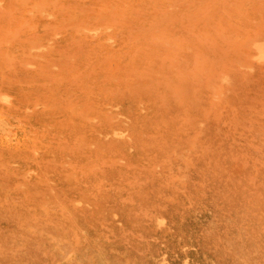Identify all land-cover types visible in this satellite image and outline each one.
<instances>
[{"label": "rangeland", "instance_id": "rangeland-1", "mask_svg": "<svg viewBox=\"0 0 264 264\" xmlns=\"http://www.w3.org/2000/svg\"><path fill=\"white\" fill-rule=\"evenodd\" d=\"M0 70V90L4 91H0V160L6 158L8 163L0 161V180L4 177L6 181L12 180L15 176L21 179L15 183L3 181L6 182L4 187L0 181V214L8 210L7 217L4 213L0 215V225L4 227L2 230L0 227V240L6 239L0 245L11 247V250L0 247V264H113V258L114 264H148L149 260H153L149 264H264V0H0ZM19 90L25 91H20L22 97ZM10 104L18 111L12 110L15 107ZM41 107H44L43 112L37 110ZM28 111L32 114H27ZM58 118H62L63 123L60 124ZM19 120L24 124H19ZM72 130L81 137L85 135L86 141L79 140L86 145L89 139L90 142L95 139L89 143L93 149L89 150V146L76 139L82 144L79 152L74 139L80 136L74 137ZM87 132L95 138L91 139ZM39 133L50 141L57 139V142L53 144L55 140L47 141ZM50 144L60 146L56 149H60L61 155ZM82 146L89 149L83 150ZM5 147L12 150L6 149V153ZM26 149L27 153L30 151L26 155L28 158L24 155ZM20 151L19 158L15 154ZM30 153L34 155L30 157ZM40 155L41 162L49 160L51 167L53 163L59 166L49 169L45 163L46 169L37 159ZM87 156L91 159L85 160ZM132 163L139 166H129ZM77 164L80 168H76ZM93 165H97L96 170ZM70 167L71 171L67 172ZM15 168L20 169L17 170L19 174ZM60 170L63 171L61 175ZM30 177H35L32 179L35 182ZM25 179L32 182L31 185H24L28 182ZM10 182L14 185L11 188ZM59 182L61 189L68 185L70 188L85 185L83 190L87 189L85 194L89 197L84 192L79 195L81 188L76 190L68 186L64 192L57 191ZM93 182H97L96 187ZM38 184H43L45 189L47 184L50 185L49 191L41 193L43 190ZM93 186L99 188L97 193ZM22 187L23 191L27 187L23 194L22 190L18 191ZM29 187H34V191ZM38 188L42 191L35 190ZM74 190L76 195L69 193ZM54 191L57 200L53 197ZM15 192L18 194L14 195ZM33 192L35 194L30 196H36V200L40 197L42 206L41 201L29 196ZM20 193L24 197H19ZM63 193L68 194L67 198L71 196L70 200ZM25 194L35 203L31 201L30 206L27 205ZM42 194L44 198L41 199ZM90 195L95 204L89 199ZM77 196L82 198L81 201ZM45 198L49 202H44ZM8 200L11 206L14 204L13 208H7L11 207ZM53 200L56 202L52 203ZM3 201L7 205L2 204ZM36 202L43 209L40 214L36 213L40 209ZM98 202L102 207L104 205L103 211L99 210ZM70 203L76 207H71ZM15 206L25 210L17 211ZM27 206L34 208L28 210H34L33 213L27 211ZM58 207L70 211L61 213ZM57 210L61 213L59 216ZM82 210H86L85 215ZM149 211L150 217L153 214V222L146 216ZM11 212H15L17 218ZM43 212H46L45 216L47 214L45 218ZM92 212L96 217L98 215V221L92 220ZM31 214L33 218L29 219ZM66 215L71 217L70 222L82 220L84 223L91 219L93 227L81 221L71 224ZM99 218L105 219L107 224L104 222L103 226ZM209 219L212 220L210 223ZM94 221H97V227ZM77 224L85 226L79 229ZM98 225L105 228L101 230ZM86 235L90 239H85ZM96 241L102 244L98 245ZM52 242H56V246ZM115 242H126L134 254L124 244ZM209 243L212 247L207 245ZM59 247L64 252L58 250ZM83 248L84 253L81 252Z\"/></svg>", "mask_w": 264, "mask_h": 264}, {"label": "bare ground", "instance_id": "bare-ground-1", "mask_svg": "<svg viewBox=\"0 0 264 264\" xmlns=\"http://www.w3.org/2000/svg\"><path fill=\"white\" fill-rule=\"evenodd\" d=\"M11 8H12V7H11ZM12 11H13V10H12ZM49 16H50V15H49ZM116 20H117V19H116ZM112 22L114 23V21H112ZM123 22H124V21H123ZM116 23H117V22H116ZM118 23H119V22H118ZM114 24H115V23H114ZM140 30H141V29H140ZM140 30H139V31H140ZM150 31H151V30H150ZM177 61H178V60H177ZM0 71H1V70H0ZM3 71H5V69H4ZM1 72H2V71H1ZM1 72H0V74H1ZM7 73H8V72H6L5 74H7ZM3 74H4V72H3ZM3 74H2L3 77H6V76H7V75L5 76V75H3ZM8 75L10 76L11 74L8 73ZM1 78H2V77H1ZM1 78H0V79H1ZM208 78H209V77H208ZM9 79H10V77H9ZM7 80H8V79H7ZM8 81H9V80H8ZM10 81H11V79H10ZM0 82H1V81H0ZM3 82L6 84L5 80H3ZM12 82H14V81H12ZM23 83H25V82H23ZM5 84H4V85H5ZM18 84H19V82H18ZM7 85H8V84H7ZM12 85H13V84H12ZM12 85H11V86H12ZM0 86H1V85H0ZM21 87H22V86H21ZM85 87H86V86H85ZM2 88H3V87H2ZM2 88H1V89H2ZM4 88H5V87H4ZM11 88H12V87H11ZM28 90H29V89H28ZM0 91H1V90H0ZM15 91H16V90H15ZM20 91H21V90H19V95L21 96V92H22L23 90H22L21 92H20ZM25 91H27V89H26ZM25 91H23V93H24ZM1 92H2V91H1ZM3 92H4V91H3ZM3 92H2V93H3ZM17 94H18V93H17ZM8 95H10V94H8ZM11 95H12V94H11ZM15 95H16V94H15ZM15 95H14V97H15ZM23 95H24V94H23ZM4 96H5V95H4ZM20 96H17V97L20 98ZM8 97H10V96H8ZM14 97H13V98H14ZM17 97H16L15 100H18V101H19L20 99H17ZM21 97H22V96H21ZM2 98H4V97H2ZM5 98H6V97H5ZM73 98H74V97H73ZM8 99H9V98H8ZM11 99H12V98H11ZM11 99H10V100H11ZM21 99H22V98H21ZM13 100H14V99H13ZM11 101H12V100H11ZM21 101H22V103L24 102L23 100H21ZM36 101L38 102V100H36ZM12 102H13V101H12ZM72 102H75V99H74V101H72ZM1 103H2V102H1ZM17 103H20V101L17 102ZM22 103H21V104H22ZM33 103H34V102H32L31 104H33ZM41 103H42V102H41ZM44 103H45V102H44ZM5 104H6V103H5ZM15 104H16V103H15ZM73 104H74V103H73ZM73 104H71V105H73ZM2 105H4V104H2ZM6 105H7V104H6ZM6 105H5V106H6ZM10 105L12 106L13 104H10ZM16 105H17V104H16ZM18 105H19V104H18ZM54 105H55V104H53V106H54ZM56 105H57V104H56ZM59 105H61V104H59ZM0 106H1V105H0ZM21 106H22V105H21ZM21 106H19V107H21ZM32 106H33V105H32ZM48 106H49V105H47V107H48ZM12 107H15V106H12ZM23 107H24V106H23ZM23 107H22V108H23ZM44 107H45V106H44ZM44 107H41V109L39 108V109H37V110H42ZM63 107H64V106H63ZM63 107H62V108H63ZM7 108H8V107H7ZM10 108H11V107H10ZM24 108H25V107H24ZM33 108H34V106H33ZM45 108H46V107H45ZM53 108H55V107H53ZM76 108H77V107H76ZM2 109H5V108L2 107ZM2 109H1V111H2ZM11 109H12V108H11ZM29 109H30V108H29ZM34 109H35V108H34ZM63 109H64V108H63ZM65 109H66V108H65ZM12 110H17V111H18V109H17L16 107H15V109H12ZM22 110H23V109H22ZM43 110H44V109H43ZM43 110H42L41 112H43ZM57 110H58V109H57ZM57 110H56V112H57ZM66 110H67V109H66ZM76 110H77V109H76ZM5 111H6V110H5ZM20 111H21V110H19V112H20ZM58 111H59V110H58ZM74 111H75V110H74ZM21 112H22V111H21ZM28 112H29V111H28ZM30 112H31V111H30ZM30 112L27 113V114H32V113H30ZM35 112H36V111H35ZM46 112H47V110H46ZM51 112H52V111H51ZM1 113H2V112H1ZM13 113L15 114V111H14ZM44 113H45V112H44ZM72 113H73V112H72ZM20 114H21V113H20ZM22 114H23V113H22ZM24 114H25V112H24ZM47 114H48V113H47ZM47 114H44V115H47ZM51 114H52V113H51ZM59 114H62V112H61V113L59 112ZM68 114H69V113H68ZM10 115H11V114H10ZM10 115H9V116H10ZM33 115H34V114H33ZM53 115H54V114H53ZM74 115H76V114L74 113ZM77 115H78V114H77ZM18 116H19V115H18ZM21 116L23 117V115H21ZM54 116H55V115H54ZM91 116H93V115H91ZM0 117H1V116H0ZM14 117H15L14 119H16L17 115H15ZM38 117H39V116H38ZM38 117H37V118H38ZM67 117H68V116H67ZM67 117H66V118H67ZM71 117L73 118L74 116H71ZM25 118H26V117H25ZM27 118H28V117H27ZM27 118H26V120L28 121ZM63 118H65V117H63ZM69 118H70V117H69ZM74 118H77V116L74 117ZM79 118H81V116L78 117L77 119H79ZM6 119H7V118H6ZM12 119H13V118H12ZM34 119L36 120L35 117H34ZM38 119H40V118H38ZM38 119H37V120H38ZM41 119H42V118H41ZM53 119H54V118H53ZM61 119H62V118H61ZM61 119L58 118L60 124H61V122H62V121H60ZM23 120H25L24 117H23ZM35 120H34V121H35ZM40 121H41V120H40ZM76 121L79 122V120H76ZM9 122H10V121H9ZM18 122H19V124H20V122H23V121L19 120ZM38 122H39V121H38ZM38 122H37V123H38ZM44 122H45V121H44ZM64 122H66V120H64ZM10 123H11V122H10ZM14 123H15V122H14ZM14 123H13V124H14ZM42 123H43V122H42ZM54 123H56V122H54ZM62 123H63V122H62ZM23 124H24V122H23ZM50 124L54 125L53 123H50ZM66 124L68 125V123H66ZM70 124H71V123H70ZM78 124H79V123H77V126H78ZM57 125H58V124H57ZM57 125H56V126H57ZM64 125H65V123H64ZM64 125H62V126H64ZM27 126H28V125H27ZM36 126H37V125H36ZM58 126H59V125H58ZM62 126H59V127H62ZM71 126H72V125H71ZM33 127H34V126H33ZM40 127H41V126H40ZM42 127H43V126H42ZM64 127H65V126H64ZM64 127H62V128H64ZM66 127H67V126H66ZM68 127H69V126H68ZM68 127H67V128H68ZM73 127L76 128L75 126H73ZM73 127H72V128H73ZM30 128H31V126H30ZM116 128H117V127H116ZM15 129H16V128H15ZM35 129H36V128H35ZM58 129H59V128H58ZM68 129H69V128H68ZM70 129H71V127H70ZM27 130H28V129H27ZM45 130H47V127H46ZM60 130H61V129H59V131H60ZM96 130H97V129H96ZM29 131H31V130L29 129ZM35 131H37V130H35ZM40 131H41V130H40ZM90 131H91V130H90ZM42 132H44V131H43V128H42ZM65 132H66V131H64V133H65ZM72 132H73V130H72ZM74 132H75V131H74ZM74 132H73V134H74ZM45 133H46V131H45ZM47 133H48V132H47ZM50 133H51V132H50ZM52 133H53V131H52ZM52 133H51V134H52ZM66 133L68 134V133H71V132L68 131V132H66ZM66 133H65V134H66ZM137 133H138V132H137ZM24 134H25V133H24ZM37 134H38V133H37ZM40 134H42V133H39V135H40ZM48 134H49V133H48ZM48 134H47V135H48ZM65 134H64V135H65ZM73 134H72V135H73ZM80 134H81V133H80ZM86 134H88V136H89V132H87ZM91 134H93V133H91ZM4 135H5V134H4ZM13 135H15V134H13ZM27 135H28V134H27ZM27 135H26V136H27ZM49 135H50V134H49ZM72 135H71V137H72ZM77 135H78V134H77ZM77 135L74 134V137H76ZM81 135H84V134H81ZM0 136H1V135H0ZM6 136H7V135H6ZM40 136H41V135H40ZM42 136H43V134H42ZM52 136H54V133H53ZM52 136L50 135V137H52ZM58 136H59V135H58ZM68 136H69V135H68ZM79 136H80V135H78V137H79ZM92 136L95 138L94 135H92ZM97 136H98V135H97ZM97 136H96V137H97ZM43 137H45V136H43ZM62 137H63V136H62ZM84 137H85V135H84ZM84 137H81V136H80L79 138L76 137L74 140H76V139L79 140L80 138H83V139H81V140H84ZM89 137L91 138V135H90ZM93 137H92L91 139H94ZM98 137H99V136H98ZM31 138H32V137H31ZM45 138H46V137H45ZM64 138H65V136L63 137V139H64ZM72 138H73V137H72ZM86 138L88 139V137H86ZM137 138H138V137H137ZM32 139H33V138H32ZM39 139H40V138H39ZM46 139H47V141H48V140L50 141V138H49V139L46 138ZM52 139H54V138H52ZM52 139H51V140H52ZM66 139H67V138H66ZM98 139H100V138H98ZM98 139H97V140H98ZM54 140H55V142H53ZM54 140H52V141H50V142H53V144L56 143V142H57V139H54ZM81 140H79V141H81ZM94 140H95V139H94ZM94 140H93V141H94ZM100 140H101V139H100ZM136 140H137V139H136ZM8 141H9V140H8ZM64 141H65V139H64ZM69 141H71L70 138H69ZM79 141H78V142H79ZM84 141H86V139H85ZM93 141L91 140V142H90V139H89V143H93ZM98 141H99V140H98ZM18 142H19V141H18ZM36 142H37V140H36ZM39 142H40V141H39ZM50 142H48V144H49ZM60 142H61V141H59V143H60ZM67 142H68V141H67ZM75 142L77 143V140L74 141V143H75ZM81 142H82V144L84 143V145H86L85 142H83V141H81ZM87 142H88V140H87ZM25 143H26V142H25ZM34 143H35V142H34ZM45 143H47V142L45 141ZM59 143H58V145H59ZM71 143H73V142H71ZM79 143H80V142H79ZM89 143H87L88 145H86V146H89ZM101 143H102V142H101ZM22 144H23V142H22ZM53 144H50V145H53ZM66 144L69 145V147H68V145H67V149L70 151V150H71V147H70L69 142L66 143ZM66 144H64V147H65ZM82 144H81V143H80V144L77 143L79 149L81 148V145H82ZM98 144H100V143L97 142V145H98ZM0 145H1V144H0ZM32 145H33V144H32ZM45 145H46V144H45ZM50 145H49V146H50ZM60 145H61V143H60ZM62 145H63V143H62ZM75 145H76V144H74L73 146H75ZM77 145H76L75 147H77ZM84 145H83V146H84ZM103 145H104V144H103ZM30 146H31V145H30ZM34 146H35V145H34ZM34 146H33V147H34ZM53 146H55V148H53V149H56V148L60 147V146L57 147V145H53ZM73 146H72V147H73ZM83 146H82V149H83V150H86V149L83 148ZM86 146H85V148H88V147H86ZM98 146H99V145H98ZM101 146H102V145H100L99 147L101 148ZM27 147L29 148V146H27ZM27 147H26V148H27ZM47 147H48V145H47ZM78 147H77V148H78ZM93 147H94V146H93ZM93 147H90V146H89L90 149H89V148H88V149L91 150V149H93ZM103 147H105V146H103ZM0 148H1V146H0ZM30 148H32V146H31ZM51 148H52V147H51ZM65 148H66V147H65ZM97 148H98V147L96 146V149H97ZM6 149H7V148L5 147V149H4L5 152H6ZM8 149H11V148H8ZM8 149H7V150H8ZM16 149H18V148H16ZM36 149H37V148H36ZM44 149H45V148H44ZM44 149H42V150H44ZM79 149H78V150H79ZM88 149H87V150H88ZM98 149H99V148H98ZM101 149H102V148H101ZM11 150H12V149H11ZM11 150H9V151H11ZM13 150L15 151V149H13ZM22 150H23V149H22ZM28 150H29V149H28ZM34 150H35V147H34ZM56 150L59 152L60 149H59V150L56 149ZM56 150H55V151H56ZM78 150H77V151H78ZM87 150H86V151H87ZM2 151H3V149H2ZM35 151H36V150H35ZM35 151H34V152H35ZM51 151H52V150H51ZM53 151H54V150H53ZM55 151H54V152H55ZM63 151H64V150H63ZM66 151H67V150H66ZM11 152H12V151H11ZM16 152H17V151H16ZM16 152H15V153H16ZM21 152H22V151L18 152V154H15V155H19V158H20V154H19V153H21ZM23 152H24V151H23ZM25 152L27 153V149H26ZM29 152H30V151H28V153H29ZM31 152H32V151H31ZM43 152H44V151H43ZM61 152H62V151H61ZM64 152H65V151H64ZM79 152H81V149L79 150ZM79 152H77V153L79 154ZM82 152H83V151H82ZM95 152H97V151L95 150ZM1 153H2V152H1ZM6 153H7V152H6ZM12 153H14V152H12ZM28 153H27V154L22 153V154H24L25 157H26V155H28ZM40 153H41V152H40ZM62 153H63V152H62ZM65 153H66V152H65ZM67 153H69V152H67ZM71 153H72V152H71ZM77 153H76V154H77ZM84 153H85V152H84ZM90 153H92V152H90ZM9 154H11V153H9ZM9 154H8V155H9ZM32 154L34 155V153H30V155H31L30 157H32ZM35 154H36V153H35ZM44 154H45V152L43 153V156H44ZM46 154H47V153H46ZM56 154H57V153H56ZM58 154L61 155L60 152H59ZM58 154H57V155H58ZM72 154H73V153H72ZM74 154H75V153H74ZM76 154H75V155H76ZM78 154H77V155H78ZM80 154H81V153H80ZM82 154H83V153H82ZM86 154H87V155H90V154H88V153H86ZM0 155H1V154H0ZM5 155H6V154H5ZM5 155H4V156H5ZM8 155H6V156H8ZM11 155H13V154H11ZM15 155H13V157H15ZM62 155H63V154H62ZM67 155H68V154H67ZM93 155H94V154H93ZM115 155H116V154H115ZM115 155H114V156H115ZM22 156H23V155H22ZM37 156H38V155H37ZM40 156H41V155H40ZM49 156H50V155H49ZM58 156H59V155H58ZM63 156H65V155H63ZM71 156H72V155H71ZM80 156H83V155H78V157H80ZM98 156H99V153H98ZM98 156H96V158H97ZM186 156H187V155H186ZM0 157H2V155H1ZM13 157H11V158H13ZM60 157H61V156H60ZM73 157H74V156H73ZM87 157H88V156H87ZM89 157H92V155H90ZM89 157H88V158H89ZM94 157H95V156H94ZM94 157H93V158H94ZM101 157H102V156H101ZM3 158H4V157H3ZM7 158H8V157H7ZM26 158H28V156H27ZM26 158H23V159L25 160ZM45 158H46V157H45ZM50 158H51V157H50ZM56 158H59V157H56ZM75 158H77V157H75ZM75 158H74V162L76 163ZM83 158H84V157H83ZM88 158L86 159V157H85V160H90V159H91V158H89V159H88ZM98 158H99V157H98ZM130 158H131V157H130ZM130 158H129V159H130ZM5 159H6V158H5ZM5 159H4V160H5ZM9 159H10V157H9ZM21 159H22V158H21ZM34 159H35V158H34ZM37 159H38V161L40 160L39 162H41V159L43 160L42 156H41L40 159H39V158H37ZM47 159H48V157H47ZM60 159H62V158H60ZM60 159H59V160H60ZM63 159H65V158H63ZM71 159H72V157H71V158H68V161L70 162ZM101 159H102V158H101ZM1 160L4 161L2 158H1ZM1 160H0V161H1ZM14 160H15V159H14ZM14 160H13V161H14ZM17 160H18V159H17ZM24 160H23V162H24ZM28 160H31V159H28ZM78 160H80V159H78ZM81 160H82V162H83L84 159H81ZM98 160L100 161V159H98ZM6 161H7V160H5L4 162L7 163ZM9 161H10V160H9ZM18 161H19V160H18ZM25 161H26V160H25ZM33 161H34V160H33ZM46 161H47V162H45V163H47V165H48V162H50V161H49V160H46ZM64 161H65V160H64ZM68 161H67V163H68ZM72 161H73V160H72ZM95 161H96V159H95ZM99 161H98V162H99ZM110 161H111V160H110ZM112 161H115V160L112 159ZM129 161H130V160H129ZM14 162H15V161H14ZM29 162H30V161H29ZM35 162H36V161H35ZM39 162H38V163H39ZM53 162H54V161H53ZM57 162H60V161H56L55 163H57ZM77 162H78V161H77ZM84 162H86V161H84ZM98 162H96V163H98ZM100 162H101V161H100ZM41 163H44V161H42ZM45 163H44V167H46V169H47L48 166H50V165L46 166ZM67 163H65V164H67ZM72 163H73V162H72ZM75 163L73 164V166L75 165ZM78 163H79V162H78ZM111 163H112V162H111ZM114 163H115V162H114ZM139 163H140V161H139ZM7 164H8V163H7ZM32 164H33V163H32ZM35 164H36V163H35ZM50 164H51V162H50ZM68 164L71 165L70 163H68ZM84 164H85V163H84ZM88 164H91V163H88ZM99 164H100V163H99ZM101 164H102V163H101ZM133 164H135V163H132V165H129V166H134ZM5 165H6V164H5ZM33 165H34V164H33ZM57 165L59 166L58 163H57ZM57 165L54 166V163H53V167L50 166L49 169H51V168L53 169L54 167H55V169H56V168H57V167H56ZM61 165H62V163H61ZM112 165H113V164H112ZM135 165H136V164H135ZM8 166H9V165H8ZM8 166H7V168H9ZM20 166H21V165H20ZM30 166H31V165H30ZM39 166H40V165H39ZM42 166H43V165H41V167H42ZM81 166H82V165H81ZM93 166H94V168H95V166H97V165H93ZM98 166H99L98 168H100V165H98ZM136 166H139V165L137 164ZM136 166H134V167H136ZM11 167H12V166H11ZM14 167H16V166L14 165ZM35 167H38V165L36 164ZM35 167H34V169H35ZM41 167H39V168H41ZM63 167L66 168L65 165H63ZM63 167H60V169H61V168L63 169ZM78 167H79V166H78V164H77V165H76V168H78ZM86 167H87V166H86ZM91 167H92V166H91ZM112 167H114V165H113ZM0 168H1V167H0ZM4 168H5V167H4ZM4 168H3V169H4ZM17 168H18V167H17ZM19 168L21 169V167H19ZM68 168H69V167H68ZM79 168H80V167H79ZM88 168H89V170H92L90 167H88ZM88 168H87V169H88ZM92 168H93V167H92ZM94 168H93V170H94ZM98 168H97V169H98ZM3 169H2V170H3ZM15 169H16V168H15ZM20 169H16V171H17V170H20ZM42 169H43V167H42ZM42 169H41V170H42ZM55 169H54V171L52 170L53 173L56 171ZM72 169H73V167H72ZM82 169H83V168H82ZM133 169H135V168H132V170H133ZM5 170H6V169H5ZM44 170H45V168H44ZM58 170H59V168H58ZM58 170H57V171H58ZM95 170H96V168H95ZM3 171H4V170H3ZM3 171H2V172H3ZM32 171H34V170H32ZM39 171H40V170H39ZM49 171H51V170H48V172H49ZM70 171H71V167H70L69 171H67V172H70ZM78 171L80 172L79 169H78ZM83 171H84V169H83ZM85 171H86V169H85ZM97 171H98V170H97ZM2 172H1V173H2ZM7 172H8V170H7ZM11 172H12V169H11ZM18 172H20V171H17V173H18ZM42 172H43V171H42ZM61 172H62V174H63V171L60 170V172H58V173H60L59 175H61ZM64 172H66V171H64ZM87 172H88V171H87ZM92 172H94V171H92ZM92 172H91V173H92ZM4 173H5V171L3 172V174H4ZM22 173H23V172H22ZM40 173H41V172H40ZM81 173H84V172H81ZM81 173H80V175H81ZM85 173H86V172H85ZM91 173H89V174H91ZM6 174H7V173H6ZM15 174H16V173H15ZM18 174H19V173H18ZM37 174H39L38 171H37ZM41 174H44V173H41ZM54 174H55V173H54ZM56 174H57V172H56ZM56 174H55V175H56ZM64 174H66V176H70V175H67V173H64ZM8 175H9V179H10V173H9V172H8ZM8 175H7V176H8ZM12 175H13V174H12ZM25 175H27V174H25ZM80 175H78V176H80ZM83 175H84V174H83ZM86 175H87V173H86ZM86 175H84V177H86ZM0 176H1V175H0ZM3 176H4V175H2V177H3ZM7 176H6V177H7ZM13 176H14V175H13ZM13 176H12V177H13ZM28 176H29V175H28ZM33 176H34V173H33ZM41 176H42V175H41ZM45 176H46V175H44L43 177H45ZM50 176H51V173H50ZM52 176H54V175H52ZM56 176H57V175H56ZM63 176H64V175H63ZM76 176H77V175H76ZM87 176H89V175H87ZM12 177H11V179H12ZM58 177H60V176H58ZM89 177H90V176H89ZM7 178H8V177H7ZM39 178H40V177H39ZM46 178H47V177H46ZM61 178H63V177H61ZM4 179H5V177H4ZM4 179H1L2 182H3V181H6V180H4ZM15 179H16V180H15ZM15 179H12V180H8V179H7V180H8V181H13V182L15 183V182H17V180H18L16 176H15ZM30 179H31V180H32V179H35V177H34V178H33V177H32V178L30 177ZM36 179H37V178H36ZM42 179L46 180L45 178H42ZM49 179H50V178H49ZM52 179H53V178H52ZM52 179H51V180H52ZM57 179H58V178H57ZM85 179H86V178H85ZM87 179H88V178H87ZM89 179H90V178H89ZM1 180H0V181H1ZM14 180H15V181H14ZM19 180H21V179L19 178ZM19 180H18V181H19ZM23 180H24V179H23ZM25 180L28 181V179H25ZM44 180H41V181H44ZM53 180L56 181V178L53 179ZM58 180H59V179H58ZM65 180H66V179H65ZM81 180H82V179H81ZM83 180H84V178H83ZM90 180H91V179H90ZM159 180H160V179H159ZM161 180H162V179H161ZM8 181H6V182H8ZM32 181H33V180H32ZM60 181H61V180H60ZM66 181H68V182H66V183H70L69 180H66ZM86 181H88V180H86ZM86 181H85V182H86ZM6 182H5V183L3 182L2 185H1V187H2V186L4 187L5 184H6ZM22 182H24V181H22ZM33 182H35V181H33ZM36 182H37V181H36ZM63 182H65V181H62V183H63ZM82 182H84V181H82ZM85 182H84V184H85ZM88 182H89V181H88ZM88 182H86V183H87V185L90 186V184H88ZM90 182H91V181H90ZM90 182H89V183H90ZM0 183H1V182H0ZM8 183H9V182H8ZM8 183H7V184H8ZM27 183H29V181L26 182V183H24V185H26ZM30 183H32V182H30ZM30 183H29V185H31ZM50 183H51V182H50ZM78 183H80V181H79ZM96 183H97V182H96ZM96 183L93 182V184H95V185H94L95 187L97 186ZM12 184H13V183H12ZM34 184H35V183H34ZM57 184H58V182H57ZM57 184H55V185L58 186ZM59 184H60V185L58 186L59 188L57 187V188H58L57 191L62 190V192H64V190H66V188L69 186L68 184H67L68 186H66V187H65V185H64L65 188L61 189V188H62V187H61V182H59ZM15 185H17V184H15ZM21 185H22V184H21ZM27 185H28V184H27ZM29 185H28V186H29ZM38 185H39V184H38ZM50 185H52V183H51ZM50 185L47 184V187L50 186ZM71 185H72V184H71ZM8 186H9V185H8ZM11 186H14V185H11V182H10V188H11ZM32 186H34V185H32ZM39 186H40V185H39ZM45 186H46V184H45ZM56 186H55V189H57ZM62 186H63V184H62ZM81 186H82V184H81ZM84 186H85V185H83V187H84ZM94 186H93V187H94ZM40 187H42V190H43V191L40 190L39 188H38V189H35V190H40V191H42L41 193H43V192L45 193L44 190L47 191V190L49 189V188L47 189V187H46V189H45V187H43V184H42V186H40ZM53 187H54V186H53ZM71 187H72V186H71ZM83 187L81 188V187H78V186H77L78 189L81 188V190H82V191H80V194L78 193L79 195H82V194H83L82 192H84V194H85V191H86L87 189H84V190H83ZM95 187L93 188V191H96V193H97V192L99 191V190H98L99 188H95ZM29 188H30V187H29ZM33 188H34V187H33ZM33 188H30V189H33ZM36 188H37V187H36ZM43 188H44V189H43ZM69 188H70V186H69ZM77 188H74V187H73V188H70V189H76V190H77ZM86 188H88V187H86ZM91 188H92V183H91ZM23 189H24V188L22 187V189H18V191H19V190H22V194H23V192L27 189V187H25V190H24V191H23ZM59 189H60V190H59ZM67 189H68V188H67ZM94 189H95V190H94ZM96 189H97V190H96ZM0 190H2V189H0ZM9 190H10V189H9ZM9 190H7V191H9ZM14 190H15V189H14ZM16 190H17V189H16ZM16 190H15V191H16ZM53 190H54V188H53ZM53 190H52V191H53ZM76 190H74V191H72V192H69V191H70V190H69L68 192H69V193H72V194H73V193L75 194ZM88 190H89V189H88ZM5 191H6V189H5ZM27 191H28V190H27ZM27 191H26V192H27ZM29 191H30V190H29ZM33 191H34V189H33ZM40 191H38V193H39ZM48 191H49V190H48ZM78 191H79V190H78ZM89 191H90V193H92V190H89ZM1 192H2V191H1ZM10 192H13V191H10ZM31 192H32V191H31ZM60 192H61V191H60ZM3 193L5 194V192H3ZM16 193H17V192H15L14 195H17V194H18V193H17V194H16ZM24 193H25V192H24ZM28 193H29V192H28ZM28 193H27V194H28ZM48 193L51 194L50 192H48ZM48 193H47V194H48ZM56 193H58V192H56ZM90 193H88V194H90ZM93 193H94V192H93ZM93 193H92V194H93ZM96 193L93 194V195H95V197H97V196H96ZM7 194H8V193H7ZM22 194L20 193V196H19V195H18V196H19V197H21V196L24 197V195H22ZM32 194H35V192L29 194V196L32 195ZM36 194H37V193H36ZM52 194H54V196H53V195H52V196L55 197V195H56V194H55V191L52 192ZM72 194H70V195H72ZM105 194H107V193H105ZM108 194H109V193H108ZM12 195H13V194H12ZM43 195H44V194L40 195V196H41V199L44 198ZM60 195H61V194H60ZM62 195H64V193H63ZM67 195H68V194H66V195H64V196L66 197ZM75 195H76V194H75ZM75 195H72V197L75 196ZM79 195H78V196H79ZM93 195H92V196L90 195V197L92 198ZM97 195H98V194H97ZM109 195H110V194H109ZM0 196H1V195H0ZM18 196H14V197H18ZM33 196H34V195H33ZM33 196H30V197H32V198H35V197H36V196H34V197H33ZM47 196H49V195H47ZM78 196H77V197H78ZM85 196L89 197V196L86 195V194H85ZM2 197H3V195H2ZM2 197H1V198H2ZM11 197L14 199L13 196H11ZM19 197H18V198H19ZM26 197H27V200H28L29 198H28V196L25 194V198H26ZM65 197H63V198H65ZM70 197H71V196H69L68 198L66 197V199L70 200V199H69ZM79 197H80V196H79ZM79 197H78V198H79ZM81 197H82V196H81ZM110 197H111V196H110ZM112 197H114V195H113ZM38 198L40 199V197H38ZM49 198H51V197L49 196ZM60 198H61V197H60ZM63 198H62V200H63ZM75 198H76V197H75ZM78 198H77V199H78ZM91 198H89V199H90V200H93L94 197H93L92 199H91ZM108 198H109V197H108ZM114 198L116 199L117 197H114ZM2 199H3V198H2ZM2 199H1V200H2ZM8 199H9V197H8ZM16 199H17V198H16ZM19 199H20V198H19ZM30 199H31V198H30ZM39 199H38V200H39ZM46 199H47V198L44 199V202H46ZM52 199H53V198H52ZM52 199H49V200H52ZM54 199H56V197H55ZM57 199H59V198L57 197ZM57 199H56V200H57ZM66 199H65V200H66ZM81 199H82V198H81ZM81 199L79 198L80 201H81ZM89 199H88V201H90ZM115 199H114V200H115ZM4 200H5V199H4ZM22 200H23V199L21 198V201H22ZM25 200H26V199H25ZM38 200H36V198H35V201H38ZM56 200H55V202H56ZM65 200H64V201H65ZM73 200H74V199H73ZM158 200H159V199H158ZM173 200H175V199L173 198ZM9 201H10V200H8V202H7L8 204H9ZM12 201H13V200H12ZM17 201H18V199H17ZM31 201H32V200H28V201H27L28 203L26 202V204H27V205L29 204V206H30V203H29V202H31ZM35 201H32V202L35 203ZM40 201H41V202H40ZM75 201H76V199H75ZM86 201H87V200H86ZM102 201H103V199H102ZM116 201H117V200H116ZM0 202H1V201H0ZM10 202H11V201H10ZM23 202H24V201H22V203H23ZM39 202L41 203L40 205L42 206V205H43V204H42L43 200H39ZM39 202H38V203H39ZM47 202H49V201H47ZM47 202H46V203H47ZM55 202H54V200H53L52 203H55ZM57 202H58V201H57ZM62 202H63V201H62ZM71 202H72V201H71ZM84 202H85V201H84ZM92 202H94V200H93ZM107 202L109 203V201H107ZM111 202H113V200H112ZM111 202H110V203H111ZM117 202H119V201H117ZM162 202H163V201H162ZM164 202H165V201H164ZM164 202H163V203H164ZM170 202H171V201H170ZM4 203H5V201H3L2 204H4ZM7 203H5V204L7 205ZM17 203H20V202L18 201ZM65 203H67V202H65ZM76 203H77V202H76ZM90 203H91V202H90ZM99 203H100V202H98V204H99ZM108 203H106V204H108ZM121 203H122V202H121ZM11 204H12V203H11ZM24 204H25V203H24ZM36 204H37V202H36ZM44 204H45V203H44ZM63 204H64V203H63ZM70 204H71V203H70ZM91 204H92V203H91ZM94 204H95V202H94ZM96 204H97V203H96ZM102 204H103V203H102ZM106 204H105V206H106ZM159 204L161 205V202H160ZM165 204H167V203H165ZM171 204H172V203L167 204V205H170V206H171ZM174 204H175V203H174ZM6 205H4V206H6ZM9 205H10V204H9ZM13 205H14V204H13ZM13 205H12V206L10 205L11 207L7 206V208H13V207H14ZM31 205H32V204H31ZM34 205H35V204H34ZM34 205H33V206H34ZM37 205L39 206V204H37ZM99 205H100L101 208H99ZM99 205H98V207H96V206H95V207H96V208H99V210H102V211H103L102 208L104 207V205H103V207L101 206V204H99ZM167 205L162 204V206H164V207H167ZM1 206H2V205H1ZM19 206L21 207V205H19ZM19 206H18V207H19ZM22 206H23V205H22ZM25 206H26V205H25ZM25 206H24V207H25ZM41 206H39V208H40ZM65 206H66V204H65ZM72 206H73V203L71 204V207H72ZM74 206H75V205H74ZM74 206H73V208H74ZM121 206H123V205H121ZM172 206H173V205H172ZM34 207H37V206L35 205ZM63 207H64V206H63ZM68 207H70L69 204H68ZM71 207H70V208H71ZM75 207H76V206H75ZM110 207H112V206H110ZM114 207H115V205H114ZM114 207H112V208H114ZM0 208H1V207H0ZM3 208H5V207H3ZM15 208L18 209L16 206H15ZM28 208H29V207L27 206V208H26L27 211H28V210H32V209H34V208H32V207H31L30 209H28ZM39 208H36V209H39ZM58 208H59L60 212H61V210H62L61 213H63L64 211L66 212V208H65L64 211H63V209H62L61 207H58ZM106 208H107V206H106ZM106 208H105V209H106ZM123 208H124V207H123ZM123 208H121V209H123ZM162 208H163V207H162ZM47 209H48V208H47ZM78 209H79V208H78ZM107 209H108V208H107ZM107 209H106V210H107ZM116 209H118V208H116ZM116 209H115V210H116ZM119 209H120V207H119ZM158 209H159V208H158ZM3 210H4V209H2V211H3ZM9 210L12 211V209H9ZM19 210H20V209H18L17 211H19ZM23 210H25V209H21L20 211L23 212ZM48 210H49V209H48ZM68 210H69V208L67 209V212L70 211V210H69V211H68ZM79 210H80V209H79ZM95 210H96V209H94V212H95ZM99 210H97L96 212H98ZM2 211H1V212H2ZM4 211L7 212L8 210H4ZM17 211H15V212L17 213ZM27 211H26V212H27ZM33 211H34V210H33ZM33 211H28V212H32V213H33ZM39 211H40V212H39ZM41 211H43V209L41 210V208H40L39 210H37L36 213H37V214H40ZM49 211H50V210H49ZM49 211H47V212L50 213L51 211H50V212H49ZM57 211H58V210H57ZM74 211H75V210H74ZM85 211H86V210H84V211L82 210V213L84 214ZM111 211H113V210L111 209ZM159 211H160V210H159ZM159 211H158V212H159ZM161 211H162V210H161ZM6 212H5V213L2 212L0 215H2V214L4 213L3 215L5 216V215H6ZM9 212H10V211H9ZM15 212H11V213H14V214H15ZM22 212H21V214H20L21 216H22ZM38 212H39V213H38ZM58 212H59V211H58ZM58 212H57V213H58ZM60 212L58 213V216H59V214H61ZM67 212H66V213H67ZM71 212H72V211H71ZM71 212H70V213H71ZM80 212H81V211H80ZM100 212H101V211H100ZM100 212H98V215H101ZM150 212H151V211L148 212V215H147V213H146V216H149V215L151 214ZM156 212H157V210H156ZM7 213H8V212H7ZM43 213H44V215H42V216H44V218H45V217L47 216V214H46V216H45V213H46V212H43ZM70 213H69V215H71ZM74 213H75V212H74ZM86 213H87V212H86ZM88 213H89V212H88ZM92 213H93V212H92ZM99 213H100V214H99ZM108 213H109V212H108ZM152 213H154V210H153ZM159 213H160V212H159ZM17 214H19V213H17ZM17 214H15V217H16ZM25 214H26V213H25ZM27 214H29V213H27ZM34 214H35V213H34ZM50 214H52V213H50ZM76 214L79 215V213H76ZM90 214H91V212H90ZM95 214H96V213H95ZM103 214H107V213H103ZM109 214H110V213H109ZM161 214H162V213H161ZM161 214H160V215H161ZM9 215H10V213H9ZM9 215H8V216H9ZM29 215H30V214H29ZM69 215H68V216L66 215V216L69 217ZM72 215H73V214H72ZM72 215H71V217H72ZM84 215H85V214H84ZM98 215H97V217H96V216L94 215V213H93V216L96 217V218H94L92 215H89V216H92L91 218H93L92 220H94V219H97V218H98ZM124 215H125V214H124ZM163 215H164V214H163ZM13 216H14V215H13ZM18 216H19V215H18ZM21 216H19V218H21ZM31 216H32V214H31ZM31 216H30L29 219L33 218V216H32V217H31ZM35 216H36V214L34 215V217H35ZM37 216H38V215H37ZM42 216H41V217H42ZM48 216H49V215H48ZM61 216H62V215H60V217H61ZM66 216H65V219L67 218ZM73 216H74V215H73ZM79 216H80V215H79ZM130 216H131V215H129V217H130ZM142 216L144 217V215H142ZM152 216H153V214H152ZM152 216H151V217L149 216V217L152 218V222H153V217H152ZM161 216H162V215H161ZM5 217H7V216H5ZM15 217H14V218H15ZM26 217H28V215H26L25 218H26ZM38 217H40V215H39ZM38 217H37V218H38ZM71 217L68 218L69 222H70ZM82 217H84V216H82ZM85 217H86V216H85ZM99 217L103 219L102 216H99ZM108 217H109V216H108ZM149 217H148V218H149ZM155 217H157V216H155ZM2 218H3V217H2ZM8 218H10V216H9ZM8 218H7V220H8ZM14 218L11 217V219H14ZM16 218H17V217H16ZM23 218H24V217H23ZM37 218H36V219H37ZM48 218H49V217H48ZM74 218H75V217H74ZM100 218H99V219H100ZM132 218H133V217H132ZM134 218H135V217H134ZM145 218H146V217H145ZM0 219H1V217H0ZM4 219H5V218H4ZM36 219H34V220H36ZM75 219H76V218H75ZM78 219H80V218H78ZM81 219H83V218H81ZM135 219H137V218H135ZM155 219H156V218H155ZM190 219H191V218H190ZM206 219H207V218H206ZM7 220H6V221H7ZM9 220H10V219H9ZM89 220H90V222H91V219H89ZM129 220H130V219H129ZM143 220H144V219H143ZM150 220H151V219H150ZM176 220H177V219H176ZM1 221H2V220H1ZM80 221L82 222V220H79L78 222H80ZM83 221H85V220L83 219ZM97 221H98V219H97ZM97 221H94V223L97 222ZM99 221H101V222L103 221L102 223H103V226H104L105 219H104V220H101V219H100ZM131 221L133 222L134 220L132 219ZM138 221H139V220H138ZM184 221H185V223L187 224L186 220H184ZM207 221H208V220H207ZM210 221H212V220L209 219V223H210ZM71 222H73V220H72ZM71 222H70V223H71ZM78 222L74 221L73 223L75 224V223H78ZM85 222L87 223V225H88V223H89V225H90V222H88V220L85 221ZM85 222H84V223H85ZM149 222H150V221H149ZM152 222H151V224H152ZM11 223H12V222H11ZM82 223H83V222H82ZM84 223H83V224H84ZM92 223H93V222H91V224H92ZM99 223H100V222H99ZM105 223H106V222H105ZM136 223H137V222H136ZM182 223H183V222H182ZM193 223H196V222H193ZM199 223H200V222H197L196 224L198 225ZM207 223H208V222H207ZM71 224H72V223H71ZM96 224H97V223H95L94 225L97 227ZM100 224H101V223H100ZM106 224H107V223H106ZM106 224H105V225H106ZM126 224H127V223H126ZM130 224H131V223H130ZM130 224H129V225H130ZM132 224H133V223H132ZM139 224L141 225L140 221H139ZM146 224H147V223H146ZM151 224H150V225H151ZM213 224H215V223H213ZM78 225H79V224H77V226H78ZM89 225H88V226H89ZM111 225H112V224H111ZM134 225H136V224H134ZM193 225H194V224H193ZM204 225H205V223H204ZM222 225H223V223H222ZM83 226H85V225H83ZM83 226H80V227H83ZM98 226H99V225H98ZM112 226H113V225H112ZM136 226H138V228H139V225H136ZM136 226H135V227H136ZM144 226H145V223H144V225H143L142 227H144ZM152 226H153V224H152ZM199 226H200V225H199ZM205 226H206V225H205ZM205 226H204V227H205ZM212 226H213V225H212ZM0 227H1V230H2L3 225H0ZM80 227L78 226L79 229H81ZM86 227H87V226H86ZM90 227H93V226L90 225ZM99 227H100V226H99ZM99 227H98V228H99ZM106 227H107V226H106ZM109 227H110V226H109ZM128 227H129V226H128ZM130 227H131V225H130ZM135 227H134L133 229H135ZM146 227H147V226H146ZM146 227H145V228H146ZM188 227H191V226H188ZM192 227H193V226H192ZM194 227H196V226L194 225ZM202 227H203V226H202ZM204 227H203V228H204ZM209 227H210V226H209ZM213 227H214V226H213ZM3 228H4V227H3ZM87 228H88V227H87ZM87 228H85V229L88 230ZM104 228H105V227H104ZM104 228H103V229H104ZM110 228H112V227H110ZM150 228H151V227H150ZM153 228H154V227H153ZM224 228H225V227H224ZM100 229H101V227H100ZM103 229H101V230H103ZM143 229H144V228H143ZM154 229H155V228H154ZM154 229H153L152 231H154ZM225 229H226V228H225ZM91 230H93V228H92ZM94 230H96V229H94ZM113 230H115V229H113ZM131 230H132V228H131ZM131 230H129V231H131ZM147 230H148V229H146V231H147ZM193 230H194V229H193ZM209 230H210V229H209ZM216 230H217V229H216ZM222 230H223V229H222ZM234 230H235V229H234ZM80 231H81V230H80ZM82 231H83V229H82ZM88 231H89V230H88ZM144 231H145V229H144ZM148 231H149V230H148ZM204 231H205V230H204ZM207 231H208V230H207ZM217 231H218V230H217ZM226 231H227V230H226ZM0 232L2 233V231H0ZM113 232H114V231H113ZM149 232L151 233V231H149ZM157 232H158V231H157ZM197 232H198V231H197ZM200 232H201V229H200ZM223 232H224V231H223ZM1 233H0V236H1ZM81 233H82V232H81ZM85 233H86V232H85ZM85 233H84V234H85ZM96 233H97V230H96ZM99 233H100V232H99ZM101 233H103V232H101ZM101 233H100V234H101ZM187 233H189V232H187ZM207 233H208V232H207ZM209 233L211 234V232H209ZM221 233H222V232H221ZM84 234H83V235H84ZM88 234H89V233H88ZM93 234H94V233H93ZM93 234L91 233V235H93ZM130 234H132V233L130 232ZM148 234H149V233H148ZM151 234H152V233H151ZM154 234H155V231H154ZM189 234H190V233H189ZM189 234H188V235H189ZM225 234H226V233H225ZM2 235H3V236L5 235V238L7 237L6 234H2ZM81 235H82V234H81ZM89 235H90V234H89ZM97 235H98V234H97ZM118 235H120V234H118ZM190 235H192V234H190ZM197 235H198V234H197ZM86 236H88V235H86ZM86 236L84 237L85 239H86V238H87V239H88V238L90 239V236H88V237H86ZM94 236H96V235L94 234ZM151 236H152V235H151ZM204 236H205V235H204ZM204 236H203V237H204ZM220 236H221V235H220ZM220 236H219V237H220ZM161 237H162V235H161ZM175 237H176V236H175ZM192 237H193V236H192ZM207 237H208V236H207ZM91 238H92V237H91ZM101 238H102V236H101ZM101 238H100V239H101ZM119 238H122V237L120 236V237H118V239H119ZM195 238H196V237H195ZM201 238H202V237H201ZM201 238H200V239H201ZM220 238H221V237H220ZM85 239H83V240H85ZM176 239H177V238H176ZM212 239H214V238H212ZM218 239H219V238H218ZM4 240H6V239H4ZM4 240H0V242H2V241H4ZM98 240H99V239H98ZM115 240L119 242L120 239H119V240L115 239ZM187 240H188V238H187ZM194 240H196V239H194ZM194 240H192V241H194ZM86 241H88V240H86ZM86 241H85V242H86ZM92 241H93V240H92ZM100 241H102V240H100ZM120 241H121V240H120ZM173 241H174V240H173ZM173 241H172V243H173ZM180 241H181V240H180ZM209 241H210V240H209ZM96 242H97V241H96ZM122 242H123V241H122ZM127 242L130 243V242H129V239H128ZM185 242L187 243L188 241H185ZM196 242L199 243L198 241H196ZM200 242H201V241H200ZM52 243H53V242H52ZM55 243H56V242H54L53 245H55ZM97 243H98V242H97ZM97 243H96V245H97ZM115 243H116V242H115ZM181 243H182V242H181ZM186 243H185V244H186ZM201 243H202V242H201ZM217 243H218V242H217ZM225 243H226V242H225ZM56 244H57V243H56ZM99 244H102V243H98V245H99ZM116 244H117V243H116ZM123 244H124V243L117 244V245H123ZM173 244H174V243H173ZM175 244H176V243H175ZM175 244H174V245H175ZM188 244H189V242H188ZM218 244H219V243H218ZM231 244H232V243H231ZM58 245H59V242H58ZM58 245H57V246H58ZM94 245H95V243H94ZM124 245H125V246H124ZM124 245H123V246L126 248V247H127V246H126V242H125ZM128 245H129V244H128ZM171 245H172V244H171ZM207 245H211V247H212V244H210V243L207 244ZM240 245H241V244H240ZM55 246H56V245H55ZM55 246H54V247H55ZM59 246H60V245H59ZM200 246H201V244H200ZM204 246H205V245H204ZM0 247H3V244H2V246L0 245ZM4 247H6V246H4ZM4 247H3V248H4ZM95 247L98 248V246H95ZM148 247H150V246H148ZM153 247H155V246H153ZM201 247H203V245H202ZM201 247H200V248H201ZM214 247H216V245H214ZM220 247H221V246H220ZM3 248H2V249H3ZM6 248H8V247H6ZM57 248H58V247H57ZM57 248H56V249H57ZM59 248H60V247H59ZM61 248H63L62 245H61ZM61 248L58 249V250H61ZM100 248H101V247H100ZM118 248H119V247H118ZM120 248H121V247H120ZM156 248H157V247H156ZM156 248H155V249H156ZM171 248H172V247H171ZM171 248H170V249H171ZM175 248H176V246H175ZM203 248H204V247H203ZM208 248H209V247H208ZM228 248H229V247H228ZM239 248H240V247H239ZM257 248H259V247H257ZM0 249H1V248H0ZM8 249L11 250V247L8 248ZM94 249H95V248H94ZM122 249H124V248H122ZM127 249H129V248L127 247ZM150 249H151V248H150ZM150 249H149V250H150ZM242 249H243V247H242ZM242 249H241V251H242ZM62 250H63V249H62ZM62 250H61V251H62ZM68 250H70V249H68ZM73 250H74V249H73ZM81 250H82L81 252H83L85 249L83 248V249H81ZM96 250H97V249H96ZM96 250H95V252H96ZM119 250H120V249H119ZM129 250H132V249H129ZM174 250H175V249H174ZM176 250H177V249H176ZM201 250H202V248H201ZM203 250H204V249H203ZM208 250H209V249H208ZM217 250H219V249H217ZM252 250H253V249H252ZM1 251H3V250H1ZM61 251H60V252H61ZM77 251L79 252V250H77ZM77 251H76V252H77ZM214 251H216V250L214 249ZM214 251H212V253H213ZM236 251H237V250H236ZM5 252H6V249H5ZM60 252H59V253H60ZM63 252H64V250H63ZM102 252H103V251H102ZM127 252H128V251H127ZM155 252H156V251H155ZM158 252H159V251H158ZM174 252H175V251H174ZM200 252H201V251H200ZM221 252H222V251H221ZM7 253H8V252H7ZM69 253H70V252H69ZM83 253H84V252H83ZM83 253H82V254H83ZM92 253H93V252H92ZM129 253H130V252H129ZM132 253L134 254V251H133V250H132ZM156 253H157V252H156ZM239 253H240V252H239ZM247 253H248V252H247ZM253 253H254V252H253ZM3 254H4V251H3ZM60 254H61V253H60ZM67 254H68V253H66L65 255H67ZM75 254H76V253H75ZM82 254H79V255H82ZM85 254H86V253H85ZM94 254H95V253H94ZM130 254H131V253H130ZM133 254H132V255H133ZM199 254H200V253H199ZM206 254H208V253H206ZM206 254H205V255H206ZM209 254H211V253H209ZM223 254H224V253H223ZM223 254H221V257H222ZM250 254H251V253H250ZM1 255H2V252H1ZM5 255L7 256V254H5ZM63 255H64V254H63ZM77 255H78V253H77ZM77 255H76L75 257H77ZM88 255H89V254H88ZM88 255H87L86 257H90V256H88ZM95 255H96V254H95ZM106 255H107V258H108V254H106ZM137 255H138V254H137ZM158 255H159V253H158ZM194 255H195V254H194ZM212 255H213V254H212ZM216 255H217V254H216ZM236 255H237V254H236ZM2 256H3V255H2ZM82 256H83V255H82ZM82 256H81V257H82ZM91 256H93V255L91 254ZM134 256H135V255H134ZM196 256H197V255H196ZM207 256H208V255H207ZM237 256H238V255H237ZM0 257H1V256H0ZM63 257H65V256H63ZM81 257H79V258H81ZM96 257H97V256H96ZM96 257H93V258L95 259ZM105 257H106V256H105ZM127 257H128V256H127ZM132 257H133V256H132ZM136 257H137V256H136ZM138 257H139V255H138ZM144 257H145V256H144ZM184 257H185V256H184ZM217 257H218V256H217ZM245 257H247V256L245 255ZM6 258H8V257H6ZM139 258H140V257H139ZM139 258H138V260H141V259H139ZM175 258H176V256H175ZM68 259H69V258H68ZM68 259H66V261H67ZM81 259H82V258H81ZM96 259H98V257H97ZM110 259H112V258H110ZM113 259H114V258H113ZM113 259H112V261H113V264H114V261H115V260H113ZM117 259H118V258H117ZM131 259H133V258H131ZM191 259H192V258H191ZM214 259H216V257H215ZM8 260H9V259H8ZM72 260L75 261L74 257H73ZM145 260L148 261V259H145ZM177 260H178V259H177ZM225 260H226V259H225ZM227 260H228V259H227ZM68 261H69V260H68ZM68 261H67V262H68ZM98 261H99V260H98ZM104 261H105V260H104ZM109 261L112 262L111 260H109ZM179 261H180V260H179ZM199 261H200V260H199ZM217 261H218V259H217ZM1 262H2V261H1ZM3 262H4V260H3ZM78 262H79V261H78ZM145 262H146V261H145ZM152 262H153V260H152ZM152 262H150V260H149V263H152ZM208 262H209V261H208ZM9 263H11V261H10ZM71 263H73V262L71 261ZM74 263H76V261H75ZM95 263H96V262H94L93 264H95ZM104 263H107V262L105 261ZM149 263H148V264H149ZM174 263H175V262H174ZM205 263H206V262H205ZM205 263H204V264H205ZM218 263H219V262H218ZM2 264H3V263H2ZM6 264H7V263H6ZM11 264H12V263H11ZM66 264H67V263H66ZM96 264H97V263H96ZM125 264H127V263H125ZM176 264H177V263H176ZM231 264H232V263H231ZM234 264H236V263H234ZM241 264H242V263H241Z\"/></svg>", "mask_w": 264, "mask_h": 264}]
</instances>
